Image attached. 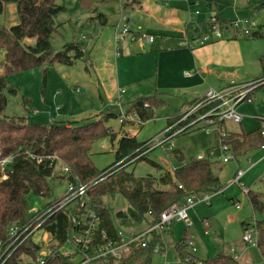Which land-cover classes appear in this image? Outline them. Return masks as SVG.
I'll use <instances>...</instances> for the list:
<instances>
[{
    "label": "rangeland",
    "instance_id": "1",
    "mask_svg": "<svg viewBox=\"0 0 264 264\" xmlns=\"http://www.w3.org/2000/svg\"><path fill=\"white\" fill-rule=\"evenodd\" d=\"M263 1L96 0L93 11L80 7L78 0H55L64 10L55 14L53 18L56 30L50 35L52 52L59 51L65 44L77 42L83 46L84 57L70 66L58 62L46 63L45 66L9 75V83L16 88V93L4 92L7 103L0 113V119L11 116L25 117L30 123H45L53 120L80 121L98 117L104 120L109 112L113 113L115 116H108L104 124L116 133V137L111 140L109 135L100 136L92 143L89 151L93 165L98 170H103L115 161L117 140L123 134L134 136L139 142L150 141L166 128L168 119L181 115L194 97L199 99L191 107L192 110L195 109L190 116L193 117L192 119L206 113L208 109L206 111L203 109L208 105H216L215 102L209 103L205 95L206 90L197 94L198 92L191 91L194 88L183 90L171 88L173 83L165 76L173 75V78L180 79V75H184V71L179 72L180 69L175 61L164 65L162 71L165 75L161 73L157 79L159 50L171 48L190 50L183 38H176L178 42L175 43L173 37L178 34L173 31L174 25H182V30L193 34L197 23H203L206 18L215 14L224 21L251 18L261 23L264 19V8L255 7ZM125 2L129 4L133 2V8L127 6L123 11L120 10V3ZM1 9L0 27L9 28L18 22L13 0L2 1ZM175 11L178 14H175ZM189 11L197 12L194 23L190 24L187 23ZM91 12L103 13L106 16V23L89 19ZM122 15L130 20L129 31L124 34L116 28ZM204 28L208 29L206 26ZM144 33L153 36L151 43L140 39V35ZM228 36L243 42L242 51L245 52L242 66L226 69L223 82L254 83L261 79L262 70L258 56L262 51L264 52V37L252 39L232 31ZM32 41L25 39L24 43L30 44ZM140 41L146 46L145 49L139 46ZM201 46L197 45L193 50ZM119 49L122 51L117 54ZM2 58L3 53H0V60ZM186 70L190 74L185 76L191 77L195 73L193 69ZM159 82L160 85L157 86ZM256 86L257 84L253 86L251 99L244 100L236 106V111L242 116L240 123L229 120L220 123L221 130L227 132L226 137L229 132H248L257 128L264 130V86ZM154 94H159L164 103L155 108L152 119L141 124L137 116L132 113L129 119L131 121L121 124L120 114H128L127 110L133 101ZM176 129L178 127L174 130ZM262 130L261 134L264 135ZM181 132L161 145L158 144L159 140L151 141L146 159L133 163L129 162L133 158L130 159L128 161L130 164H125H128L125 171L132 172L134 177L147 175L159 177L166 172L172 173L185 161L189 162L202 156L211 162V170L219 178L220 188L217 192L210 193L209 201L196 202L191 206L187 220L173 222L170 230L163 234L162 240L165 247H170L166 248L165 256L154 253L151 264H179L173 244L181 241L184 234L188 243L194 246V250L191 247L190 250L197 258H213L220 251L234 255L235 251L236 259L240 263L263 264L257 245L246 244L242 240L244 225L241 226V222L249 224H253L256 220L264 222V147L248 150L238 158L232 157L227 162H223L216 146L219 137L217 123L206 124L201 120L191 130ZM174 152L181 153L184 161L179 160ZM150 162L158 164L160 168ZM59 164L55 166L56 176L48 179L52 189V196L49 199L33 193L27 194V209L30 215H34L45 204L57 199L65 191L67 177L61 172ZM117 166L122 167L119 163ZM238 171L243 172L240 182L248 189L247 193L254 192L260 195L263 203L261 211L254 212L247 193L237 183H232ZM120 172L115 173L114 178H117ZM112 192L104 195L103 203L117 229L138 230L145 227L146 223L139 227L119 226L116 213L125 211L128 204L118 187H114ZM32 239L37 242L43 239L49 240L42 230L36 232ZM67 248L68 245L65 249ZM23 256L21 255V258ZM25 263L26 259L23 258L21 264Z\"/></svg>",
    "mask_w": 264,
    "mask_h": 264
},
{
    "label": "trees",
    "instance_id": "2",
    "mask_svg": "<svg viewBox=\"0 0 264 264\" xmlns=\"http://www.w3.org/2000/svg\"><path fill=\"white\" fill-rule=\"evenodd\" d=\"M2 1L6 0H0V11L2 10ZM13 1L16 5L18 22L9 28L0 27V53H3V58L0 60L2 67L0 113L7 103L4 92L16 93V88L9 83V75L45 66L46 63L58 62L70 66L83 58L85 53L82 44L77 42L65 44L59 51L52 52L50 35L56 30L53 18L55 14L64 10L55 0ZM95 1L78 0V4L85 10L95 11L93 8ZM255 8H264V1L256 5ZM91 14L93 15L89 19L97 20L102 24L106 23V16L103 13L91 12ZM260 24L264 27V19ZM258 37H264V34L256 33L252 39ZM25 39L33 41L30 44H25ZM258 60L262 77H264V52L259 55ZM261 86H264V83L258 84L256 87ZM198 99L195 97L190 100L181 115L168 119L166 127L186 114ZM163 103L164 101L157 94L141 97L131 103L127 113H134L142 124L152 119L155 108ZM212 106L214 104L208 105L203 111ZM111 115L115 116L109 112L104 120L98 117L80 121L53 120L45 123H30L25 117L11 116L0 119V159L13 157L12 171H7L6 179H0V239L2 241L5 242L8 238L9 226L29 223L35 214L40 213L59 198L52 199L34 215L28 213L27 194L33 193L48 199L52 196V189L48 183L50 177L56 176V160L52 156H56L61 163L68 166L70 170L68 178L71 180H75L76 177L80 182L85 183L101 174L104 169L98 170L93 165L89 151L92 143L100 136L109 135L111 140L116 137V133L104 124L106 118ZM188 119L177 127L188 123ZM127 121L131 120L128 119L124 122ZM189 130L191 128H185L181 133ZM261 130V128H257L248 132H229L227 137L217 138L216 146L220 142L226 144L231 156L238 158L248 150L264 147V135L261 134ZM147 142H139L134 136L123 134L117 140V148L114 152L115 161L111 164L122 165L118 169L121 171L119 176L114 178L115 173L118 172L115 171L88 190L89 203L99 219L96 232L99 234L104 231L108 239L116 238L117 227L110 219L109 212L103 203V197L112 192L114 187L119 188L128 204L125 211L116 213L119 226L122 228L139 227L143 223L150 224L156 221L158 214L171 204L181 203L189 196L217 192L220 188L219 178L211 170V162L204 157L189 162L185 161L172 173L166 172L159 177L151 175L134 177L132 172L125 171V167L135 161L146 159L150 150L127 165L125 164L148 149L150 145H145ZM174 154L179 160L184 161L181 153L174 152ZM32 155L40 156L41 161L37 162L32 158ZM150 163L155 164L154 162ZM155 165L160 168L158 164ZM247 197L254 212L262 210L263 203L259 194L251 192L247 193ZM254 223L258 229L257 247L264 264V222L256 220ZM245 224L244 221L241 222V226H245ZM42 229L50 235L51 239L57 241L58 245L65 242L68 233L76 230L69 221L68 209L53 214L45 221ZM157 242L160 244V239L156 236L151 239L146 248L133 245L128 255L119 264H151L154 255L152 248ZM42 245L43 243L33 240L32 236L29 237L7 264H21L23 258L35 260ZM173 246L176 249L179 264H254L240 263L234 255L224 251L217 252L213 258H197L191 252L185 234L181 241L175 242ZM21 255H24L23 258ZM46 264H69V259L58 255Z\"/></svg>",
    "mask_w": 264,
    "mask_h": 264
},
{
    "label": "built area",
    "instance_id": "3",
    "mask_svg": "<svg viewBox=\"0 0 264 264\" xmlns=\"http://www.w3.org/2000/svg\"><path fill=\"white\" fill-rule=\"evenodd\" d=\"M196 14L197 12H188V24L194 23L193 20L195 19ZM129 21L130 20H128L126 16L122 15L116 25V28L120 29L122 34L128 32ZM204 26L208 29L206 30ZM230 31L233 33L239 32L247 38H252L256 33L264 34V27L251 18L224 21L220 20L216 15H211L206 18L203 23L196 24L190 38L187 34H185L183 39L189 49H193L197 45L200 46L230 37L228 36ZM140 39L151 43L153 36L144 33L140 35ZM132 40H134V36H132ZM261 83H264V77L254 83L250 82L245 85H236L233 81H231L229 85L222 90L209 88L205 94L206 98L209 103L215 102L216 105L209 108L207 112L201 116L191 119L189 123H187V126L185 124L178 127V129L173 130L193 114V110L195 109H190L186 114L181 116L179 120L166 127L153 140H159L158 144L161 145L177 133L183 131L185 127L193 128L201 120H204L206 124L217 123L219 125V137H225L227 132L225 130H221L220 123H223L225 120H229L233 123H240L242 116L236 111V106L244 100H250V94L254 89L253 86ZM131 114L132 113L120 114V122L130 119ZM262 133L264 134V130H262ZM153 140L148 141L145 145L150 144ZM149 148L139 153L133 158V160L148 152L150 150ZM217 149L220 151L223 162H227L232 158L229 147L226 144L221 142L218 143ZM32 158L37 162L41 161V158L38 155H32ZM52 158L56 160L55 166L60 163V170L64 176L67 177L66 189L63 194L51 205L46 207L40 213L35 214L29 223L25 225L14 224L9 226L7 240L4 242L0 239V264H7L10 261L9 258H11L14 253L18 251L26 240L31 236L33 237L34 234L40 230H42L44 235L48 236L49 240H40L39 242L43 243V245L39 250L37 257L35 260L25 258V264H46L47 262L55 259L58 255L68 258L69 264H119L122 259L128 255L133 245H140L141 247L146 248L151 239L156 236L160 239V244L158 242L155 243L152 251L153 253L165 256V250L170 246H164L162 242L163 234L170 230L173 222L187 220L188 210L196 202H206L211 198L210 193L186 197L183 202L173 203L161 211L158 214L157 220L150 224L146 223L145 227L139 228L138 230L126 228L117 229L116 238L108 239L104 231H101L99 234L96 232L99 219L89 203L87 194L91 186L98 181L106 179L119 169L117 163L105 168L98 177L83 183L76 177L75 180L69 179L68 176H70V170L68 166L61 163L56 156H52ZM198 158H202V156H199ZM12 159V156L0 159L1 180L8 177L7 171H12ZM242 175L243 172L238 171L234 175L232 183H237L243 191L247 193L248 189L240 182ZM65 209H68L69 221L76 230L68 233L65 242L58 245V242L51 239L50 235L45 232L42 227L45 221L53 214ZM242 240L246 244H258V229L255 223L245 224L243 227ZM66 245H68L67 249H65ZM189 247L194 250V246L191 243H189ZM234 256H237L235 252Z\"/></svg>",
    "mask_w": 264,
    "mask_h": 264
},
{
    "label": "crops",
    "instance_id": "4",
    "mask_svg": "<svg viewBox=\"0 0 264 264\" xmlns=\"http://www.w3.org/2000/svg\"><path fill=\"white\" fill-rule=\"evenodd\" d=\"M132 3H120V10L123 11L127 6L133 8ZM174 13L178 14V12L176 11ZM92 15L93 14H91V16ZM182 29V25H174L173 31L178 34V36L173 37L175 39V43L178 42L179 38H184L185 34H187L189 38L191 37V34L186 33L187 30L184 31ZM180 34L181 36H179ZM142 41H140L139 46L145 49L146 46H144V43ZM242 45L243 42L236 40L235 37H226L204 44L194 50H188L186 48H171L168 50H159V53L157 54V79H159L161 73L164 74V72L162 71L164 65L169 64L170 61H175L180 69L179 72L184 71V75H180V79H176L175 77L173 78V75H166L165 77L168 79V81L173 83L171 88L174 87L177 90L194 88L191 91L198 92L197 94H199L200 92H205V90L207 92L208 88H213L214 90H222L226 88L231 82H223V80H225V70L243 64L245 51H242ZM121 51L122 49H119V52L117 50V54H120ZM143 51L148 52L147 50ZM151 51L152 50L150 49L149 52ZM186 69H193L195 73H193L191 77L185 76L190 74V72ZM227 73L228 75H230L229 72ZM245 84H248V81L244 83H238L236 85ZM158 85H160V82L159 84L157 83V86Z\"/></svg>",
    "mask_w": 264,
    "mask_h": 264
}]
</instances>
